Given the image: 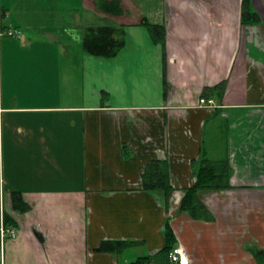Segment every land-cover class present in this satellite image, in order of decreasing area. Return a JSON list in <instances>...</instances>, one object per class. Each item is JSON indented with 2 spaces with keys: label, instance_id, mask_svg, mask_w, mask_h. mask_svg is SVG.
<instances>
[{
  "label": "crops",
  "instance_id": "crops-1",
  "mask_svg": "<svg viewBox=\"0 0 264 264\" xmlns=\"http://www.w3.org/2000/svg\"><path fill=\"white\" fill-rule=\"evenodd\" d=\"M120 3L0 0V30L23 31L0 37V211L17 231L0 264H169L175 247L184 264H264V0ZM204 151L227 160L230 187L200 189L196 219L181 205ZM155 159L168 196L144 189Z\"/></svg>",
  "mask_w": 264,
  "mask_h": 264
},
{
  "label": "trees",
  "instance_id": "trees-1",
  "mask_svg": "<svg viewBox=\"0 0 264 264\" xmlns=\"http://www.w3.org/2000/svg\"><path fill=\"white\" fill-rule=\"evenodd\" d=\"M96 6L99 9H107L113 13L122 12L120 0H96ZM112 10V11H111ZM7 28H2L5 31ZM150 32L155 41L164 44L165 28L155 24H149ZM194 174L196 181L190 188L185 189V194L182 200L181 208L188 211L194 218H209L210 212L205 204L199 199L198 191L200 189H225L230 187L229 179L231 176V167L227 160H212L205 155V151L199 160L193 162ZM144 189L160 190L167 196L173 191V186L170 180V168L167 159H155L148 164L142 174ZM12 206L19 212L24 213L30 208L28 202L25 201L21 192L12 193ZM3 213L4 226L13 228L16 225L15 219L6 212ZM173 231L169 224L167 225V237L173 239ZM126 245L125 241L121 240H103L96 248L100 252H118ZM173 248H169L167 252ZM257 258L264 257V250L255 252ZM148 258H140L137 264H146Z\"/></svg>",
  "mask_w": 264,
  "mask_h": 264
},
{
  "label": "built area",
  "instance_id": "built-area-1",
  "mask_svg": "<svg viewBox=\"0 0 264 264\" xmlns=\"http://www.w3.org/2000/svg\"><path fill=\"white\" fill-rule=\"evenodd\" d=\"M2 35L20 39L23 37V31L19 28H8L5 31L0 30V37ZM200 102L203 105V104H207L208 100H206L205 98H202ZM209 103L214 104L212 100L209 101ZM1 113H2V109L0 108V123H1ZM0 236L2 239H5L8 236L12 238H15L17 236V231L14 228H6L4 226L2 211H0ZM183 255H184V252L180 247L173 248L168 253L169 264H184L182 262Z\"/></svg>",
  "mask_w": 264,
  "mask_h": 264
},
{
  "label": "rangeland",
  "instance_id": "rangeland-1",
  "mask_svg": "<svg viewBox=\"0 0 264 264\" xmlns=\"http://www.w3.org/2000/svg\"><path fill=\"white\" fill-rule=\"evenodd\" d=\"M67 2V3H69L70 4V2L72 1V0H61V2ZM75 3L77 4L78 3V0H75ZM24 31H29V30H25V29H23ZM39 34H41V35H43V36H46L45 35V32L44 33H42V32H40ZM32 35V34H31ZM36 35H38V34H36ZM9 39H11V38H9ZM47 47L48 48H51V47H53L52 46V43H50V44H48L47 45ZM44 48V47H43ZM44 49H46V48H44ZM59 50H60V47H59ZM48 52H55L54 50L52 51L51 49H48ZM79 65V61H78V59L77 58H75V62H74V68H75V70L76 71H78L79 72V74L82 72L81 70H82V63H81V66L79 67L78 66ZM78 72H75V77L77 78L76 79V82H75V89H76V101H78V97H81L82 96V94H81V92H82V87H81V85H83V83H82V77H81V74H80V76L78 77ZM77 80H80L79 81V83H77Z\"/></svg>",
  "mask_w": 264,
  "mask_h": 264
}]
</instances>
